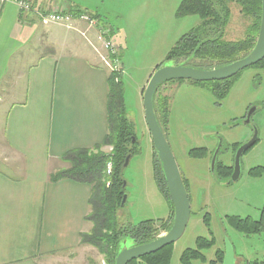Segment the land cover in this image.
<instances>
[{
	"label": "rangeland",
	"instance_id": "374dc122",
	"mask_svg": "<svg viewBox=\"0 0 264 264\" xmlns=\"http://www.w3.org/2000/svg\"><path fill=\"white\" fill-rule=\"evenodd\" d=\"M68 1L75 11L87 13L109 26L120 48L124 108L137 141L135 153L122 172L126 198L117 211L118 223L126 227L147 220H166L170 210L154 179V153L144 120L143 92L157 69L177 65L205 69L201 65L207 63L198 60L186 63L165 59L176 43L197 28L201 20L196 15L177 16L182 0ZM229 8L231 16L224 39L242 40L251 18L243 16L234 4ZM157 96L167 99L164 136L181 177L187 183L191 210L182 236L173 244L170 264H180L182 252L194 249L197 238L209 240L210 233L215 245L203 251L206 261L196 260L192 264H208L217 249H224L225 239L233 247L235 264L261 261L264 235L244 237L227 226L226 217L257 221L264 205V170L259 175L250 174L256 168H264V69L248 67L242 70L223 99L217 98L208 87L190 81L166 82ZM251 108L255 111L246 123V114ZM254 131L257 141L240 158L239 178L227 182L215 176L211 171V154L218 150L217 162L233 169L234 147L251 140ZM202 149L207 151L205 157L189 156L190 151ZM102 150L109 153L111 148ZM206 214L209 215L208 227L203 222ZM119 245L123 250L133 247L134 243L124 238ZM63 256L59 264H105L103 257L90 246L66 252Z\"/></svg>",
	"mask_w": 264,
	"mask_h": 264
},
{
	"label": "crops",
	"instance_id": "0c3cea01",
	"mask_svg": "<svg viewBox=\"0 0 264 264\" xmlns=\"http://www.w3.org/2000/svg\"><path fill=\"white\" fill-rule=\"evenodd\" d=\"M28 1L32 11L63 6L76 16L68 0ZM97 22L44 26L0 0V264H59L84 248L90 188L49 177L67 167L66 153L92 150L107 133L101 30L119 45Z\"/></svg>",
	"mask_w": 264,
	"mask_h": 264
},
{
	"label": "trees",
	"instance_id": "16d2710c",
	"mask_svg": "<svg viewBox=\"0 0 264 264\" xmlns=\"http://www.w3.org/2000/svg\"><path fill=\"white\" fill-rule=\"evenodd\" d=\"M230 4L237 6L243 16L251 18V24L247 27L244 38L239 41L224 39L231 16ZM78 13L76 11L75 14L78 15ZM186 15L198 16L201 23L176 43L167 54L166 61L174 59L189 63L198 60L207 63L201 65L205 67L204 70L217 69L246 57L253 50L260 24L261 0H182L177 10V16ZM252 67L264 69V59ZM239 73L225 81L190 82L208 87L217 98L223 99ZM120 74L110 73L107 79V133L103 140L92 150L77 149L66 153L63 160L67 163V167L52 173L49 177L51 183L66 179L89 186V213L84 220L91 227L87 233L80 234L79 245L92 247L98 255L103 257L105 264H115L116 257L121 251L119 244L124 238L131 239L134 246L150 243L167 232L173 220V209L168 198L161 164L152 146L155 183L169 205L170 215L166 220H147L134 226L121 227L118 223L117 211L121 207V200L125 195L122 178L123 163L128 155L130 158L134 155L137 141L133 125L128 120L124 108ZM161 85L157 87L153 96V108L164 134L168 103L166 98L157 96ZM105 147H110L111 151L104 152L102 149ZM238 147H234V150L236 151ZM206 155V149L189 152V156L194 158H203ZM108 162H111L112 165L110 175H107L105 170ZM232 170V167L224 166L216 159L212 173L219 179L230 182ZM263 170L264 168H256L250 174L259 175ZM182 181L187 192V183L184 179ZM226 218L227 226L244 237L264 235V205L257 221L250 218ZM203 222L205 226H209L208 214L204 216ZM210 236L209 240L197 238L194 249L184 250L180 256V264H192L196 260L205 262L203 251L215 245L211 233ZM172 247L173 245L166 246L128 264H170ZM223 256L224 249H217L214 259L208 264H222ZM252 264H264V258L261 261H254Z\"/></svg>",
	"mask_w": 264,
	"mask_h": 264
},
{
	"label": "water",
	"instance_id": "95a60500",
	"mask_svg": "<svg viewBox=\"0 0 264 264\" xmlns=\"http://www.w3.org/2000/svg\"><path fill=\"white\" fill-rule=\"evenodd\" d=\"M264 59V0H261V15L257 39L253 50L244 58L235 61L227 66L211 69L198 70L181 65L157 69L149 78L143 92L144 120L149 132L152 146L161 164L164 175L168 198L173 209V220L170 229L159 236L156 240L131 248L123 249L116 257L115 264H128L131 261L139 260L144 256L155 253L162 248L173 245L183 234L189 221L191 210L188 194L183 185L182 177L176 164L175 158L165 139V136L158 124L153 108V96L157 87L169 81H192L196 83L219 82L236 76L242 70L258 64ZM255 111L251 108L245 118L248 123L250 116ZM257 141V132L247 143L238 147L234 157V164L230 182H235L240 175V158ZM133 142V139H132ZM218 150L211 157V171H213ZM128 155L123 163V168L128 165ZM125 186V184H123ZM125 195L121 200V206L125 202ZM222 264H235V254L228 239L224 241V256Z\"/></svg>",
	"mask_w": 264,
	"mask_h": 264
},
{
	"label": "built area",
	"instance_id": "2783aa9c",
	"mask_svg": "<svg viewBox=\"0 0 264 264\" xmlns=\"http://www.w3.org/2000/svg\"><path fill=\"white\" fill-rule=\"evenodd\" d=\"M14 2L21 14H27L29 12L35 13L39 22L44 26L49 25H62L66 29L75 30L73 27V21H79L87 24L89 28L97 26V20L93 19L87 14H78L73 16L65 7H54L47 11H32L31 4L28 0H8ZM110 30L103 28L101 30L100 39L103 50L106 55L101 57V61L108 68L110 73H121V62L119 60V48L110 34ZM84 36V34H81ZM111 151V150H110ZM106 174L110 175L112 170L111 162L106 164Z\"/></svg>",
	"mask_w": 264,
	"mask_h": 264
}]
</instances>
